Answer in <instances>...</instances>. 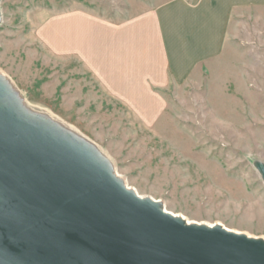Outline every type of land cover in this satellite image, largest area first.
<instances>
[{"label": "rangeland", "instance_id": "374dc122", "mask_svg": "<svg viewBox=\"0 0 264 264\" xmlns=\"http://www.w3.org/2000/svg\"><path fill=\"white\" fill-rule=\"evenodd\" d=\"M165 1L2 0L0 75L12 104L91 145L127 186L168 211L264 239L256 166L264 163V22L235 32L231 54L198 83L165 90L166 117L153 124L109 96L77 54L63 52L68 11L121 21Z\"/></svg>", "mask_w": 264, "mask_h": 264}, {"label": "water", "instance_id": "95a60500", "mask_svg": "<svg viewBox=\"0 0 264 264\" xmlns=\"http://www.w3.org/2000/svg\"><path fill=\"white\" fill-rule=\"evenodd\" d=\"M12 102L0 75V264H264V239L187 224Z\"/></svg>", "mask_w": 264, "mask_h": 264}, {"label": "crops", "instance_id": "0c3cea01", "mask_svg": "<svg viewBox=\"0 0 264 264\" xmlns=\"http://www.w3.org/2000/svg\"><path fill=\"white\" fill-rule=\"evenodd\" d=\"M262 22L264 0H168L121 21L72 10L63 15V52L153 124L166 117L165 90L198 83L231 54L235 32Z\"/></svg>", "mask_w": 264, "mask_h": 264}, {"label": "bare ground", "instance_id": "6f19581e", "mask_svg": "<svg viewBox=\"0 0 264 264\" xmlns=\"http://www.w3.org/2000/svg\"><path fill=\"white\" fill-rule=\"evenodd\" d=\"M3 76L4 77H6L7 75L6 74H3ZM140 195V194H139ZM141 197H144V196H142V195H140ZM145 198V197H144ZM165 210H167V209H165ZM168 211V210H167ZM170 212V211H169ZM172 213V212H171ZM174 216H176V217H179V218H182V219H184L186 222H187V224H196V223H194V222H191V221H189V220H187V219H185L184 217H182V216H180V215H178V214H175V213H172ZM211 226H213V225H211ZM241 233V232H240ZM252 237V236H251ZM255 238H257V237H255Z\"/></svg>", "mask_w": 264, "mask_h": 264}]
</instances>
